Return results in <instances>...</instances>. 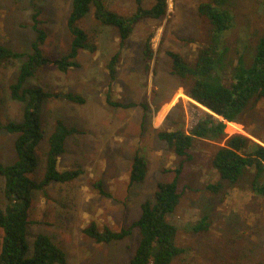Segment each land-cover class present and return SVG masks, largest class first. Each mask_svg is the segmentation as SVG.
<instances>
[{
	"label": "rangeland",
	"instance_id": "374dc122",
	"mask_svg": "<svg viewBox=\"0 0 264 264\" xmlns=\"http://www.w3.org/2000/svg\"><path fill=\"white\" fill-rule=\"evenodd\" d=\"M103 1L122 15L132 14L136 6V0ZM202 1L206 0H166L165 14L137 21L122 46L117 30L96 22L91 8L78 24L95 49L79 52L78 67L60 71L46 66L29 80L51 90L81 94L85 101H45V138L37 148V172L31 177L43 176L46 138L56 118L75 129L65 140L58 168L79 169L81 173L67 183H50L45 194L32 191L28 242L36 234L49 235L65 252L68 264H128L138 243L136 229L124 239L105 243L89 237L84 228L91 221L100 229L129 226L140 215L141 202L152 199L157 183L174 178V168L181 160L158 137V131H188L199 119L217 117L185 94L183 80L171 72L172 59L167 51L179 53L187 65L194 66L199 48L221 42L234 62L239 53L248 62L264 30V0H226L224 7L232 15L231 26L214 38L212 25L197 11ZM153 2L141 0L144 7ZM35 6L42 9L39 18L47 33L41 46L44 54L57 58L67 53L70 35L65 22L71 0H38ZM32 10L30 0H0L1 43L20 51L28 48L33 37ZM151 33L153 56L147 60L143 47ZM116 52V78L109 83L106 64ZM19 64L20 60H14L0 68L3 121L22 116V104L12 100L8 92ZM107 92L128 106L111 105L106 100ZM225 123L227 136L243 133L263 143L264 99L251 103L242 115V123H230L229 127ZM14 138L15 134L0 129V161L4 164L17 159ZM218 144L196 140L178 177L180 200L167 219L177 227L175 244L182 252L171 264H264V202L246 180L230 184L220 179L212 167ZM137 151L146 157L147 174L141 183L130 184L131 163ZM98 182L103 192L96 186ZM218 182L222 188L217 193L207 189L208 184ZM3 185L0 176L2 208L8 203ZM202 217L207 228L194 230Z\"/></svg>",
	"mask_w": 264,
	"mask_h": 264
},
{
	"label": "trees",
	"instance_id": "16d2710c",
	"mask_svg": "<svg viewBox=\"0 0 264 264\" xmlns=\"http://www.w3.org/2000/svg\"><path fill=\"white\" fill-rule=\"evenodd\" d=\"M32 14L30 28L33 37L28 48L16 50L0 42V68L20 60L14 81L9 84V97L22 104V116L18 120L2 119L0 104V129L15 134L14 148L17 159L11 164L0 161V176L3 177V192L8 203L0 207V264H68L63 249L47 234H36L27 241V227L30 224L31 193L34 190L46 193L52 182L67 183L79 176V169L58 168V158L64 152L66 138L75 129L66 125L63 119L54 120L52 130L46 140L45 170L39 179L37 148L45 137L43 126V107L48 98H60L70 102L83 103L81 94L71 91H55L39 84L29 83L36 73L46 66L60 71L78 67L81 50H94L95 46L88 33L79 26L78 21L86 16L91 8L96 22L115 28L120 46L130 36L134 24L142 18H159L165 14L166 0H154L144 7L136 0L135 10L130 15H122L108 8L103 0H71L66 28L70 35L67 53L57 58L44 54L41 46L47 33L39 18L42 9L30 0ZM226 0H206L199 3L197 11L212 25V37L221 36L231 26L232 15L224 7ZM152 33L146 38L143 47L145 59H151ZM172 59L171 72L183 80L184 92L191 99L207 108L209 118L197 120L188 131L177 128L160 130L157 135L165 141L181 160L174 168L175 176L169 181L158 182L150 200L140 204V215L129 226L113 230L108 226L98 227L91 221L84 232L97 242H115L124 239L136 229L138 243L128 264H171L173 258L182 252L175 244L177 227L168 221L179 203L181 192L178 177L190 158L191 147L196 140L219 143L212 158V167L221 180L236 184L241 180L249 183L251 191L264 202V140L254 141L243 133H225L226 123H242V115L252 102L264 99V30L259 38L252 59L246 61L239 53L234 62L228 56V47L223 43L209 44L199 48L194 66H189L183 57L172 50L167 51ZM119 52L114 53L106 64L109 83L116 78ZM189 79V80H188ZM106 100L113 106H128L112 99L106 93ZM227 127V128H228ZM222 143V144H221ZM147 174V160L139 151L133 155L129 183H141ZM103 192L100 182L96 184ZM222 183L208 184L207 189L217 193ZM202 217L193 229L205 230L207 225Z\"/></svg>",
	"mask_w": 264,
	"mask_h": 264
},
{
	"label": "crops",
	"instance_id": "0c3cea01",
	"mask_svg": "<svg viewBox=\"0 0 264 264\" xmlns=\"http://www.w3.org/2000/svg\"><path fill=\"white\" fill-rule=\"evenodd\" d=\"M211 112V111H210Z\"/></svg>",
	"mask_w": 264,
	"mask_h": 264
}]
</instances>
